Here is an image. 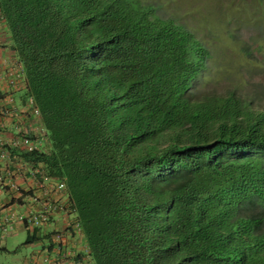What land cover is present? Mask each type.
Instances as JSON below:
<instances>
[{"label":"trees","instance_id":"16d2710c","mask_svg":"<svg viewBox=\"0 0 264 264\" xmlns=\"http://www.w3.org/2000/svg\"><path fill=\"white\" fill-rule=\"evenodd\" d=\"M0 14L48 142L20 156L65 182L78 224L69 263L264 264V107L192 92L210 54L191 30L143 0Z\"/></svg>","mask_w":264,"mask_h":264},{"label":"rangeland","instance_id":"374dc122","mask_svg":"<svg viewBox=\"0 0 264 264\" xmlns=\"http://www.w3.org/2000/svg\"><path fill=\"white\" fill-rule=\"evenodd\" d=\"M143 1L156 6L161 17L184 24L209 50L207 69L192 92L234 91L264 107V0ZM7 235L12 247L0 248V264H30L27 259L39 246L23 244V224Z\"/></svg>","mask_w":264,"mask_h":264},{"label":"crops","instance_id":"0c3cea01","mask_svg":"<svg viewBox=\"0 0 264 264\" xmlns=\"http://www.w3.org/2000/svg\"><path fill=\"white\" fill-rule=\"evenodd\" d=\"M14 62H17V58L11 49L10 36L4 23L0 20V106L6 104L8 107H12L14 111L20 113L19 117L0 116V138L7 142L6 147L8 151V157L0 160V177L5 179L9 178L11 182L18 186V190H13L10 186L0 189V222L3 214L8 210L15 211L16 213H24L27 206H31V208L33 207L36 210L42 211L46 215L47 220L41 227L36 228L34 233L27 228L25 223L19 222L23 224V228L26 231V238L23 244L38 245L39 249L37 251H40L45 248H50L54 231L63 230L66 221L75 219V215L70 209L67 194H57L51 189H49L48 193L42 194L35 190L36 179L31 174L33 165L20 156L23 149L12 143L18 137L20 129L19 123L30 122L28 114L26 115L25 113L27 109L25 89L12 88L7 83L6 72ZM8 94H12L14 98L13 104L6 103ZM42 127L40 122H37L29 126V130L31 135L36 136L37 140H39L40 148L44 149L48 147V142L47 138L41 136L40 130ZM49 181L50 184H55L57 180L50 178ZM36 192L39 195V202L32 204L30 197ZM19 223L17 222L13 225L12 231L16 230ZM6 235L3 236L0 233V248L4 250H8L7 246L12 247L7 244L6 239L9 235ZM29 236L34 237L29 240ZM30 256H32V253Z\"/></svg>","mask_w":264,"mask_h":264},{"label":"built area","instance_id":"2783aa9c","mask_svg":"<svg viewBox=\"0 0 264 264\" xmlns=\"http://www.w3.org/2000/svg\"><path fill=\"white\" fill-rule=\"evenodd\" d=\"M0 20L3 22L1 14ZM6 79L8 85L12 88H25L24 70L18 59L17 62H14V64L8 68L6 72ZM6 103H14L12 94L7 95ZM26 106L27 109L25 110V113L26 115L28 114L30 122L19 123L20 129L18 137L12 141V143L22 148L25 152H34L35 150L40 149L39 140H37L36 136L31 135L29 126H32L37 122H40L41 124L40 111L31 96L26 97ZM19 115L20 113L18 111H14L12 107H8L6 104L0 106L1 117H19ZM40 132L42 137L44 136V138H47L43 127ZM6 143L7 142L0 138V160L8 157ZM32 165L33 168L31 170V174L36 179L35 190L37 192L46 194L49 192V189H51L57 194L62 193L66 195V185L64 181L57 180L55 184H50V178L45 174V172H43L38 165ZM6 186H10L13 190H18V186L11 182L9 178L5 179L0 177V189H4ZM37 192L32 194L30 197V202L32 204L39 202V195ZM46 220L47 217L42 211L36 210L33 207L31 208V206H27L24 213H16L15 211L8 210L3 214L0 222V233L5 236L13 229V225L17 222L25 223L27 228L34 233L35 229L41 227ZM70 228L78 229V224L73 222L71 223L70 220H67L63 230L54 231L50 248L36 251L34 254L32 253V256H29L27 259L28 262L30 264H67L73 261V259L77 256L78 246L83 245V243L81 241V237L72 234ZM82 260L84 261V264H87L89 257H84ZM82 260L76 261L75 264H83Z\"/></svg>","mask_w":264,"mask_h":264}]
</instances>
